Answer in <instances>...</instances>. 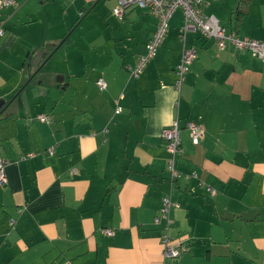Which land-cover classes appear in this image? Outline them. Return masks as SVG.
<instances>
[{
    "label": "crops",
    "instance_id": "1",
    "mask_svg": "<svg viewBox=\"0 0 264 264\" xmlns=\"http://www.w3.org/2000/svg\"><path fill=\"white\" fill-rule=\"evenodd\" d=\"M2 1L0 264H264V61L182 33L179 8L157 56L132 79L158 22L146 10L117 16L118 0ZM203 10L264 41V0H206ZM184 46L197 57L177 91ZM44 48L57 68L47 63L46 77L26 83ZM175 120L173 179L162 131ZM191 122L203 129L197 145ZM168 197L170 223L161 213ZM165 233L178 258H164Z\"/></svg>",
    "mask_w": 264,
    "mask_h": 264
},
{
    "label": "built area",
    "instance_id": "2",
    "mask_svg": "<svg viewBox=\"0 0 264 264\" xmlns=\"http://www.w3.org/2000/svg\"><path fill=\"white\" fill-rule=\"evenodd\" d=\"M205 1L206 0H118V6L114 9V13L117 16H122L124 10L129 6H135L148 11L149 14L158 19L156 30L146 45L145 53L139 57L135 67L131 68L132 77L135 79L139 78L146 66L157 56L159 48L170 28V19L179 8H182L184 13V25L181 28L182 33H185L188 30L200 31L206 38L215 39L218 42L220 49H224L228 43H231L234 47L240 50H247L252 56L264 61V41L239 37L233 32L228 31L226 27L220 25L219 21L214 16L205 14L203 10ZM2 3L4 7L13 6L14 0H3ZM2 34V30H0V35ZM196 57L197 50L195 48L184 46L181 62L176 68L177 91L181 90L182 82ZM97 85L101 91H104L107 88V82L104 79H99ZM120 112V109L116 110V114H119ZM37 120L49 124L51 122V117L42 114L37 116ZM188 130L192 143L197 145L203 135L202 127L191 122L188 123ZM162 136L166 142V150L171 157L169 161V170L171 177L174 179L178 176V171L175 168V157L178 153L182 152L179 122L177 120L173 121L168 128H165L162 131ZM48 153L54 154V148L52 147L48 149ZM34 155V153H30L23 156L21 160L32 158ZM6 168L7 161L0 156L1 187L6 186L8 183ZM172 207L173 202L171 199L169 197L165 198L163 200L161 213L162 217L167 218L169 223L171 222L170 211ZM11 224H15L13 219L11 220ZM104 233L107 235L114 234L111 229H105ZM161 240L164 248L163 255L166 260L178 258L180 256L181 251L174 247V242L170 239L168 234L165 233Z\"/></svg>",
    "mask_w": 264,
    "mask_h": 264
},
{
    "label": "water",
    "instance_id": "3",
    "mask_svg": "<svg viewBox=\"0 0 264 264\" xmlns=\"http://www.w3.org/2000/svg\"><path fill=\"white\" fill-rule=\"evenodd\" d=\"M48 51H49L48 48H44L43 51L38 53L36 56H34L30 60L29 65L30 66L32 65V67L35 69V71L33 73H31L30 71H25L24 74H23V81H26V83H30V82L34 81L38 77V74L46 66V64L49 62L50 57L52 56V55H50L46 60H44L45 55H47ZM26 83H25V85H26ZM23 102H24L25 106H27L28 102H27V97L26 96H25V98H23ZM10 111H11V113H13V109H10ZM3 112H4V110L0 111V115Z\"/></svg>",
    "mask_w": 264,
    "mask_h": 264
},
{
    "label": "rangeland",
    "instance_id": "4",
    "mask_svg": "<svg viewBox=\"0 0 264 264\" xmlns=\"http://www.w3.org/2000/svg\"><path fill=\"white\" fill-rule=\"evenodd\" d=\"M103 1V0H102ZM101 1V2H102ZM111 1H113V0H110L109 2H107V3H111ZM118 6V5H117ZM49 67H55V68H57V63L56 62H54V63H52V64H50L49 65V63H48V66L46 67V69H48ZM46 69H44L43 71H41L39 74H38V77L37 78H39V79H41V78H43V76H45L46 77ZM54 82H57V79L55 78V80H53Z\"/></svg>",
    "mask_w": 264,
    "mask_h": 264
},
{
    "label": "trees",
    "instance_id": "5",
    "mask_svg": "<svg viewBox=\"0 0 264 264\" xmlns=\"http://www.w3.org/2000/svg\"><path fill=\"white\" fill-rule=\"evenodd\" d=\"M142 10H143V9H142ZM147 13H149V12L147 11ZM183 15H184V13H183ZM147 44H148V43H147ZM159 49H160V48H159ZM139 57H140V56H139ZM139 57H138V59H139ZM138 59L136 60L135 64H134L131 68L135 67V65H136V63H137V61H138ZM151 61H152V60H151ZM149 64H150V63H149ZM149 64H148V65H149ZM148 65H147V66H148ZM147 66H146V67H147ZM131 68H130V71H129V72H130V77H131L132 79H135V78L132 77V75H131V72H132V69H131ZM143 71H144V70H143ZM97 82H98V81H97ZM96 84H97V83H96ZM187 129H188V125H187ZM180 141H181V138H180ZM51 148H52V147H51ZM53 148H54V147H53ZM49 149H50V148H49ZM48 154H49V153H48ZM7 184H8V183H7ZM0 187H1V186H0ZM4 187H6V186H4ZM4 187H1V188H4Z\"/></svg>",
    "mask_w": 264,
    "mask_h": 264
},
{
    "label": "clouds",
    "instance_id": "6",
    "mask_svg": "<svg viewBox=\"0 0 264 264\" xmlns=\"http://www.w3.org/2000/svg\"><path fill=\"white\" fill-rule=\"evenodd\" d=\"M153 126H154V127H156V125H155V124H154Z\"/></svg>",
    "mask_w": 264,
    "mask_h": 264
}]
</instances>
